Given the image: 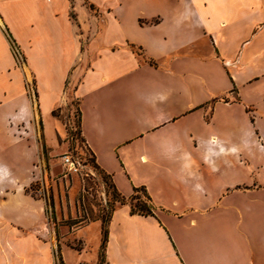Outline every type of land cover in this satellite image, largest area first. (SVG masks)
I'll return each instance as SVG.
<instances>
[{
    "label": "crops",
    "instance_id": "obj_1",
    "mask_svg": "<svg viewBox=\"0 0 264 264\" xmlns=\"http://www.w3.org/2000/svg\"><path fill=\"white\" fill-rule=\"evenodd\" d=\"M0 47V264H56L27 136L73 101L98 169L155 207L115 208L102 264H264V0H0Z\"/></svg>",
    "mask_w": 264,
    "mask_h": 264
},
{
    "label": "rangeland",
    "instance_id": "obj_2",
    "mask_svg": "<svg viewBox=\"0 0 264 264\" xmlns=\"http://www.w3.org/2000/svg\"><path fill=\"white\" fill-rule=\"evenodd\" d=\"M21 52V50H20ZM1 57H4V49L0 47ZM17 61L20 67L24 66V56ZM27 90L32 97L34 108L35 93L28 77ZM258 93V95H257ZM254 96L257 106L264 111V84H261ZM255 110V108H251ZM3 111L0 115L3 116ZM56 116L62 118L63 132L46 137L41 132L38 115L35 111V123L31 127V135L27 136L36 153L33 163L34 181L27 191L35 197H40L46 203L48 219V231L55 238L54 256L56 264H90L80 261L77 254H91L94 249V232L97 229L96 222L102 227L108 225L109 218L122 200L130 206L146 203L143 193H138V199L118 193L110 188L109 179L106 182L100 172L89 161L90 154L85 147L80 134L79 114L77 104L73 101L64 108L63 113L55 111ZM260 112L251 113V119L258 126L257 138L260 145L253 148L249 159L264 165V118ZM16 130H23L19 124H15ZM262 147V148H261ZM70 153L83 164L89 165L95 172L94 176H82L81 174H68L62 163V155ZM85 169V167H84ZM264 174V167L262 169ZM111 183V182H110ZM113 186V185H112ZM52 210V213H51ZM99 248V261L105 260L104 249ZM66 259V260H65ZM99 261L97 264H99Z\"/></svg>",
    "mask_w": 264,
    "mask_h": 264
},
{
    "label": "trees",
    "instance_id": "obj_3",
    "mask_svg": "<svg viewBox=\"0 0 264 264\" xmlns=\"http://www.w3.org/2000/svg\"><path fill=\"white\" fill-rule=\"evenodd\" d=\"M14 46H17L16 45V43L15 42H13L12 41V47H14ZM77 112H78V114H79V127H80V134H81V137H82V141H83V143H84V138H83V136H82V133H81V118H80V113H79V110L77 109ZM55 113V112H54ZM89 152V151H88ZM89 154H90V162L93 164V167L97 170V171H99L100 172V175L101 176H103V179L105 178H107L106 180L108 181V179H109V181L111 182H109V184H110V188L112 187V188H114L115 190H116V188H115V186H114V184L112 183V181H111V179H110V177L108 176V175H106L105 173H103L101 170H99L98 169V167H97V165H96V163H95V159H94V156H93V154L92 153H90L89 152ZM104 179V180H105ZM105 180V181H106ZM106 181V182H107ZM113 185V186H112ZM117 191V190H116ZM118 192V191H117ZM143 193V195L146 197V203H139L138 205H135V206H131V212L132 213H138V214H143V215H152L153 214V209L155 208L154 207V205H153V203H152V200H151V197H150V195L147 193V190L145 189V187H134L133 188V194L130 196V199H132V200H135V199H138L140 196H138V193ZM119 193V192H118ZM121 204H127L126 202H125V200H122L121 202H120ZM49 211L50 210H48L47 208H46V213H48L49 214ZM51 213H52V210H51ZM110 219V218H109ZM107 238H108V225L106 226V225H104L103 224V227H102V244H101V247H102V249H105V246H106V242H107ZM104 262V259H100V261H99V264H102Z\"/></svg>",
    "mask_w": 264,
    "mask_h": 264
},
{
    "label": "built area",
    "instance_id": "obj_4",
    "mask_svg": "<svg viewBox=\"0 0 264 264\" xmlns=\"http://www.w3.org/2000/svg\"><path fill=\"white\" fill-rule=\"evenodd\" d=\"M12 50H13L15 59L19 61L22 58L19 47L14 46L12 47ZM62 163L66 167V171L68 174H81L82 176L85 175L87 177H89L90 175L91 176L95 175V172L93 171L91 167H89V165L87 166V164H84V163L82 164L79 161V159L73 157V155L68 152L62 155Z\"/></svg>",
    "mask_w": 264,
    "mask_h": 264
}]
</instances>
